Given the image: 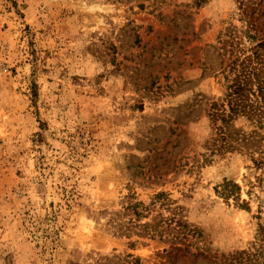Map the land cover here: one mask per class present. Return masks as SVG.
<instances>
[{
  "label": "rangeland",
  "instance_id": "374dc122",
  "mask_svg": "<svg viewBox=\"0 0 264 264\" xmlns=\"http://www.w3.org/2000/svg\"><path fill=\"white\" fill-rule=\"evenodd\" d=\"M262 11L0 0V264H264Z\"/></svg>",
  "mask_w": 264,
  "mask_h": 264
},
{
  "label": "trees",
  "instance_id": "16d2710c",
  "mask_svg": "<svg viewBox=\"0 0 264 264\" xmlns=\"http://www.w3.org/2000/svg\"><path fill=\"white\" fill-rule=\"evenodd\" d=\"M263 12H260L259 16L263 15ZM261 25L264 27V21L261 22ZM257 63H261L258 67L253 65L249 72V75L243 79H240V76H236L234 83L231 85L233 91L230 96V110L232 112L241 111L249 113L251 116L259 115L258 113L264 112V105H259V102L264 103V37L261 38V41L253 48L252 55L247 58V60H257ZM256 82H253L254 80ZM253 83L257 86V92L253 91V88H248L249 85ZM255 95L254 98H250L248 93ZM249 109V111H245Z\"/></svg>",
  "mask_w": 264,
  "mask_h": 264
}]
</instances>
